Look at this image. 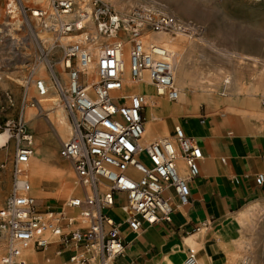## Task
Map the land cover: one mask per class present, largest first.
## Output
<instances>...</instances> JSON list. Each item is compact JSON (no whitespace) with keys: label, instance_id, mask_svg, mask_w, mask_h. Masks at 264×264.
I'll return each mask as SVG.
<instances>
[{"label":"built area","instance_id":"2783aa9c","mask_svg":"<svg viewBox=\"0 0 264 264\" xmlns=\"http://www.w3.org/2000/svg\"><path fill=\"white\" fill-rule=\"evenodd\" d=\"M27 1L33 5L24 0H7L5 5L19 4L24 23L32 30L36 23L58 38L77 33L78 40L62 48L68 86L62 84L54 65L48 70L72 126L59 159L71 163L81 192L62 205L38 206L29 173L33 136L25 120L26 109L35 106L34 100H28L31 79L22 98L10 90L0 91V133H9L15 142L11 193L0 209V264H29L26 250L38 253L51 246L59 254L70 253L64 264H115L127 249L121 226L138 232L144 223L171 221L175 199L188 205L189 182L200 175L204 156L195 140L175 126L174 140L146 143L147 97L124 91L122 56L129 43L132 79L139 82L148 73L157 96L177 101L171 53L145 41L151 33L185 32V24L151 7L119 13L100 0H50V8L41 1ZM3 4L0 0V21ZM88 23H95L98 34L111 39L100 47L98 76L92 83L83 80L92 58L85 45L96 39L87 33ZM9 25L0 22V34ZM36 83L39 95L45 96L42 80ZM8 161L0 158V184ZM256 183L264 184V174L257 175ZM114 209L125 215L122 221L111 216ZM184 264H198L194 251Z\"/></svg>","mask_w":264,"mask_h":264},{"label":"rangeland","instance_id":"374dc122","mask_svg":"<svg viewBox=\"0 0 264 264\" xmlns=\"http://www.w3.org/2000/svg\"><path fill=\"white\" fill-rule=\"evenodd\" d=\"M88 2L89 0H81ZM91 1V0H90ZM109 5L113 10L119 13H127L135 8H155L174 16L181 20L186 27L184 34H172V38L178 35H183L181 46L184 52L180 55L177 51L175 60H180L183 65L184 72L188 74L191 81L187 88V95L192 104H200L203 101L211 100V96L221 97L223 83L230 81L232 83L231 73L238 71L241 73V94L247 92L259 94L257 100H251V106L256 108L264 102V0H100ZM1 23L8 21L6 17V0H3ZM25 4L31 3L24 1ZM14 12L11 14L17 16V22L10 24L7 27H2L0 34V91L10 90L18 98L23 97L24 86L30 78L28 87V100H34L36 90L31 89L37 80L42 79L40 65H44L45 73L50 78L48 70L49 65H54V68L61 74H67L62 60L64 59L63 47L68 43L78 40L76 32L71 33L70 37L58 38L54 33H49L37 24V31L30 29L23 21L20 13L19 4L14 3ZM12 8L10 10L12 11ZM17 8V9H16ZM84 8V7H83ZM86 7L85 9H87ZM73 16L71 19H75ZM19 20V21H18ZM95 23H88L86 31L90 36H95L96 46L104 45L109 42V38L99 37L97 34ZM36 34V36H35ZM154 33H151L152 35ZM156 34V33H155ZM167 34V33H164ZM149 35V36H150ZM41 37V38H40ZM7 38H15L13 49L8 43ZM69 38V39H68ZM36 39L39 45L34 42ZM161 45H165L162 44ZM166 46V45H165ZM21 47V48H20ZM42 47V48H41ZM97 48V47H96ZM95 49L94 53L98 52ZM9 58H12L10 60ZM9 59V60H7ZM91 69L93 79L96 80L97 75L94 68L97 61H94ZM76 66V60L73 63ZM68 76V74H67ZM85 76V78H84ZM87 74L83 75L84 83H87ZM89 83V82H88ZM229 89L233 93V86ZM227 87V88H228ZM56 95L58 94L55 91ZM130 93H135L130 91ZM156 95V91H155ZM37 97V96H36ZM156 97V96H155ZM166 102H169L165 99ZM61 109L67 115L62 101L60 100ZM35 107L29 106L25 112V120L28 122V128L33 136L32 146L34 154L32 158H38L45 164L48 169L55 171L54 176L49 178L42 177L39 181L38 191L42 198L39 199L34 194L32 185V193L38 201V206L43 208L52 203L54 206L62 205L67 199L79 195L81 187L77 184L76 176L73 172L71 163L59 159V149L62 143L67 141L70 136L59 141L53 137L52 131L46 129H32V116H28L31 110ZM52 109L46 112L47 116H53ZM199 111V109L197 110ZM189 109L184 114L197 112ZM148 112V107L146 108ZM178 110L173 114L158 113L160 118H172L177 115ZM45 114V115H46ZM47 116L45 118H47ZM37 117H44L43 115ZM30 119V120H29ZM40 118L37 119V121ZM9 134V133H8ZM189 134V133H188ZM191 135V134H189ZM10 136V135H9ZM171 136V135H170ZM155 138L146 143L162 140L167 138ZM8 145V146H7ZM7 147V148H6ZM15 142L12 139L8 140L5 147L0 148V158L9 160L8 166L2 174L0 184V209L3 207L7 197L11 193L12 188V159L14 157ZM34 159L30 162V166ZM66 172H72L75 177V185L79 188V193L74 194L68 187L72 182L64 179L61 176L63 169ZM31 180V176H30ZM32 184V182H31ZM264 238V237H262ZM263 243V242H262ZM251 246L252 250L247 252L246 261L243 262L244 254L240 253L237 259L233 260V264H261L257 262L260 257L259 245ZM0 252H3L0 249ZM50 251L48 250V253ZM42 264L36 260L35 264ZM29 264H31L29 262ZM62 264V263H59ZM264 264V263H262Z\"/></svg>","mask_w":264,"mask_h":264},{"label":"crops","instance_id":"0c3cea01","mask_svg":"<svg viewBox=\"0 0 264 264\" xmlns=\"http://www.w3.org/2000/svg\"><path fill=\"white\" fill-rule=\"evenodd\" d=\"M231 74L232 83H223L220 98L211 96L190 108L177 105V115L166 120L170 135L177 121L203 151L200 175L189 182L190 203L183 206L175 199L171 221L144 223L138 232L123 224L127 249L115 264H184L190 251L198 264H233L242 252L245 262L251 246L262 242L257 262L264 263V184L256 183L257 175L264 174V102L252 107L251 100L260 95L241 94V73ZM61 81L67 83V74H61ZM189 109L199 111L182 115ZM55 112L50 118L36 116L31 126L47 127L61 141ZM110 214L117 221L125 217L118 209ZM35 253L42 264H64L70 255L53 246Z\"/></svg>","mask_w":264,"mask_h":264},{"label":"bare ground","instance_id":"6f19581e","mask_svg":"<svg viewBox=\"0 0 264 264\" xmlns=\"http://www.w3.org/2000/svg\"><path fill=\"white\" fill-rule=\"evenodd\" d=\"M24 1H27V0H24ZM37 1L43 2L42 6L45 8L51 7L50 0H37ZM37 1H34V2L37 3ZM6 4H7V0H6ZM11 7H13V8H12V11L10 13L7 12V10H6V17L8 18L7 19L8 22L13 25L17 22V19H16L17 16L11 15L13 13L16 14L13 11L15 9L14 8L15 6L12 3L10 5V7L6 6V9H9ZM33 26H34V29L37 31V28H38L37 24L33 23ZM97 34H98V32H97ZM178 34H184V33H178ZM98 36L103 37V36H100L99 34H98ZM12 39H15V38H12ZM12 39L7 38L8 43L12 46L13 49H16L15 46H13L14 42L11 41ZM182 39H183V35H178L177 37L172 38V36L169 35V33H167V34H164V33H156L155 34L154 33L148 37L147 41H145L146 45H148L150 42L154 43L156 45H161V43L165 44L166 46L165 45H161V46H164L171 53V63L173 65L174 78H175L177 90H178V99H177V101H175V103H172V101L168 100L165 97H159V96H157V94L155 95V89L151 85L152 83H151V80H150L148 73H144L142 80H140L139 82H136L132 79L131 73H130V63H129L131 46L129 43L126 44V48H125V51H124L123 56H122L123 66H124V72H123V78H124V84H125V86H124L125 90L124 91L128 92V93L130 91H133L135 93H143L147 97L148 118H147V121L145 122V133L143 135V137H144L143 139L146 142H148L149 140L155 139V138L161 139L165 136H168L167 137L168 139L174 140V134L170 136L169 126L167 125L165 118H160V116L158 117L157 114L159 112H162L163 114H167V115L170 114L171 115V114H173V112H175V109H176L175 107L177 105H183V106H186L187 108H190L191 105H193L191 103L189 96L187 95V88L189 87V85L191 83L189 76L187 73L184 72L183 65L181 64L180 60L174 61L175 55H176L178 50H179L178 53L180 55H182V53L184 52V50L182 49L181 43H180ZM33 40H34V42L37 43V45H39L38 43H40V42H38L36 39H33ZM109 42H111V39L109 40ZM96 43H97V40L95 39L94 41L85 45V47L89 49L91 57H92L91 62L86 69L87 71L85 70L87 72V76H88L87 81H89L90 83L95 82L97 80V78H96V80L93 79L91 69L93 68V64L95 63L94 61L96 60L97 65L94 68V70L96 71V75H97V68H98V62H99V56H100L99 53H100V47L102 45H100L98 47V46H96ZM94 48L98 49V52L96 54L94 53V51H95ZM176 49H177V51H176ZM18 50H19V48H18ZM39 67H40V70L42 73V79L41 80L43 82V85H44V88H45L47 94L45 96L39 95L37 83H36L38 81L37 80L34 83V86L31 87V89H33L34 91L35 90L37 91L36 92L37 97L35 96L36 99H34L36 108H35V110H31L28 113V116H32L31 120L34 119L36 116H40V115H43L44 117H46L47 116L46 112H48L52 109H55L56 112H55L54 121L56 123V127H57L59 134H60L61 139H65V138H67V136L69 134V127H70V136H71V132H72L71 123L68 122L67 115H65L63 110L61 109V104H60L61 97H60L59 92L57 91L56 87L52 83L51 77L49 78V76L45 73L44 65H40ZM79 69L83 70V68H81L80 66H79ZM62 79H63V81H65V79H67V77L62 76ZM62 84L65 87L68 86L69 76H68L67 83L62 82ZM55 91L58 93L57 95H56ZM92 95H93V93H92ZM165 99L169 102H166ZM47 117L50 118L52 116L48 115ZM31 125L33 126L32 121H31ZM175 126L181 127L180 125H177V121L175 123ZM70 136H69V138H70ZM8 139H9V134L7 132L6 133H0V148L6 146V144H8L7 143ZM31 161L32 160H30V162ZM30 162H29V173H30L31 182H32V185L34 188V194L37 196V198L41 199L42 196H41L40 192L38 191L39 181L41 180L42 177L50 179L52 176H54L55 171H53V169H48L45 166V164L41 161L35 162L33 160L31 166H30ZM62 172L63 173H61V176L64 179H67V180L72 182V185L68 187L67 191L70 190L72 193L78 194L79 188L76 186L78 183L76 182V185H75V177H74L73 173L72 172H66L64 169ZM124 216L125 215H123V217ZM24 256H25V258H27L28 262H30L31 264H35V262L37 260L36 259L37 255L32 249L26 250L24 252Z\"/></svg>","mask_w":264,"mask_h":264}]
</instances>
